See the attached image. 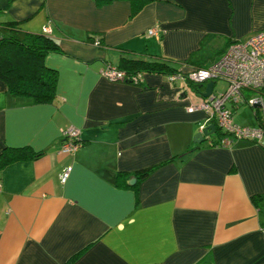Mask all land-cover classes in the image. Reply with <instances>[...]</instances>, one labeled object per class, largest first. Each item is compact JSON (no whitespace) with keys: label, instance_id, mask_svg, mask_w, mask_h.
<instances>
[{"label":"crops","instance_id":"obj_1","mask_svg":"<svg viewBox=\"0 0 264 264\" xmlns=\"http://www.w3.org/2000/svg\"><path fill=\"white\" fill-rule=\"evenodd\" d=\"M9 23L35 34L49 25L59 50L44 57L57 71L52 101L0 80V155L31 154L0 168V264H264V136L196 143L206 116L187 108L204 97L188 79L100 74L124 57L161 58L185 75L192 53L199 64L264 31V0H155L136 13L126 0H0ZM235 102L234 121L258 126ZM70 126L80 145L62 154Z\"/></svg>","mask_w":264,"mask_h":264},{"label":"trees","instance_id":"obj_2","mask_svg":"<svg viewBox=\"0 0 264 264\" xmlns=\"http://www.w3.org/2000/svg\"><path fill=\"white\" fill-rule=\"evenodd\" d=\"M94 1L97 5H105L119 0ZM126 1L130 2L132 6V12L136 13L144 5L151 3L155 0ZM57 50H59L57 42L51 36L47 35V33H27L19 29L15 23L1 24L0 80L6 84L8 90L14 95L29 96L36 102L52 101L56 96L57 71L44 64V57L49 52ZM196 54L195 52L192 53L189 59L182 61V63L193 68H206L212 65L220 57L217 56L218 54L216 52V56H213V60L216 58L213 63H210L209 65L205 63L196 64ZM117 67L122 70H125L127 73L134 75H141L144 72L159 73L161 75L166 76H169L171 74L182 73L177 68V65L175 66L169 61L163 60L161 58L143 59L122 57ZM217 81L218 79L215 80V83ZM189 84L192 85L193 88L199 91L200 93H202L205 89L204 83H193L192 81H189ZM253 94L261 96L264 99V88L254 91L245 89L242 92V95L246 98L253 96ZM240 98L243 97L241 96ZM237 103L241 102L236 101L235 104ZM252 110L254 112L255 119L258 122V126H262L264 128V119L261 114V109L252 108ZM212 124H214V131L212 133H218L220 140L221 138L227 135V133L221 130L217 126V124H215V122H213ZM212 133H210L205 138L210 139ZM220 140L217 143L215 142V145L220 144ZM6 150L12 153L4 151L0 155V168L11 161L29 158V155H31L30 153L26 152L28 150L25 147ZM172 159L173 158H170L156 165L138 169L133 172V174L135 175L134 177H136L137 181L140 179H144L156 167L162 165L166 161H171ZM125 176V172H120L117 176V182L126 183V178H124Z\"/></svg>","mask_w":264,"mask_h":264},{"label":"built area","instance_id":"obj_3","mask_svg":"<svg viewBox=\"0 0 264 264\" xmlns=\"http://www.w3.org/2000/svg\"><path fill=\"white\" fill-rule=\"evenodd\" d=\"M43 31L47 34L51 32L49 25ZM147 35L158 36L155 28L147 30ZM100 74L110 81H121L140 83L141 75L130 74L117 66L108 64L100 69ZM182 76L193 83H206L208 80H223L227 83V88L223 92L212 93L204 97L199 103L187 108L189 112L201 110L206 116V125L200 128L202 132L205 126L215 122L217 126L227 133L221 138L220 145L230 146L235 140L259 141L264 136L262 126H242L234 121L233 112L228 107V103L238 101L248 104L252 108L262 110L264 119L263 105L264 100L261 96L253 95L244 97L243 90H258L264 88V31L251 34L243 39L232 41L220 55L219 59L206 68L189 67L186 74H171L168 79H175ZM243 98H240L241 96ZM63 141L60 153L71 154L80 145L79 130L75 127H68L62 131ZM71 166H68L62 173L64 181Z\"/></svg>","mask_w":264,"mask_h":264},{"label":"rangeland","instance_id":"obj_4","mask_svg":"<svg viewBox=\"0 0 264 264\" xmlns=\"http://www.w3.org/2000/svg\"><path fill=\"white\" fill-rule=\"evenodd\" d=\"M206 53H207L206 56H210V57H213V55H215L214 51H207ZM211 59L212 58H206L204 60V62H200V63L209 64L211 61H213V59L212 60ZM209 81H211V80H208L204 85H206ZM226 88H227V83L225 81H223V80H218L215 83L214 91L216 93H219V92L225 91ZM249 90H252V89H249ZM252 91H254V90H252ZM253 95H256V94H253ZM238 108L245 110V112H246L245 115H247L249 118L251 117L253 119V123L256 122L255 117L253 115V110H252L251 106H249L248 104L243 103L242 105H239ZM263 111H264V105H263ZM261 113H262V110H261ZM242 126H245V125H242ZM251 127H255V126H251ZM211 135H218V133H212ZM205 137H207V136H205ZM263 140H264V138H263Z\"/></svg>","mask_w":264,"mask_h":264},{"label":"water","instance_id":"obj_5","mask_svg":"<svg viewBox=\"0 0 264 264\" xmlns=\"http://www.w3.org/2000/svg\"><path fill=\"white\" fill-rule=\"evenodd\" d=\"M214 84H215V81L211 80L205 85V89L202 92L203 97H208L212 93ZM213 131H214V124L205 126L202 132L199 131L198 133L195 134L194 142L196 143L202 142L205 136H208ZM135 182H136V177L134 176H132L128 181L129 184H134Z\"/></svg>","mask_w":264,"mask_h":264}]
</instances>
